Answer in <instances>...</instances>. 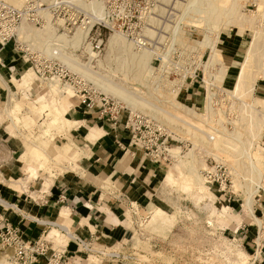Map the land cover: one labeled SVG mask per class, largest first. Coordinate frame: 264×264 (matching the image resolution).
<instances>
[{"label":"crops","instance_id":"1","mask_svg":"<svg viewBox=\"0 0 264 264\" xmlns=\"http://www.w3.org/2000/svg\"><path fill=\"white\" fill-rule=\"evenodd\" d=\"M244 44L239 33H224L217 42L215 51L227 70L224 82L236 77L233 71L240 67V59L246 51ZM31 71L13 42L0 44V199L14 208L4 209L5 217L20 230L25 240L34 242L50 236L48 242L52 249L76 257L80 264L123 263H91L65 233L59 231L60 235H55L52 229L58 231L59 226H64L85 242L106 249L155 248L149 241L141 240L143 234L136 220L159 208V189L165 176L163 163L152 162L142 150L134 147L121 121L113 127L97 113L84 111L74 98L66 102L65 96H59L58 102H53L59 106L58 111L51 110L54 113L49 117L50 123L57 114L63 120L44 133L42 124L48 110H40L35 101L45 108V102L50 103L51 98L36 94V79L31 83ZM253 93L256 98L264 99V78L257 80ZM186 94L188 105L194 108L202 105L201 85L187 86ZM16 104L18 109H15ZM4 105L11 117L1 109ZM15 118L18 122L43 120L29 145L23 141V135H27L24 129L11 126L16 125ZM32 147L39 154L42 152L41 156ZM60 195L66 198L64 203L58 202ZM131 209L136 215H132ZM253 209L258 215L264 213V199L256 198ZM241 225L244 223L240 221L229 232L244 236L239 229ZM133 242L137 247L132 246ZM240 244L238 247L248 256L251 249H246V240Z\"/></svg>","mask_w":264,"mask_h":264},{"label":"rangeland","instance_id":"2","mask_svg":"<svg viewBox=\"0 0 264 264\" xmlns=\"http://www.w3.org/2000/svg\"><path fill=\"white\" fill-rule=\"evenodd\" d=\"M14 1H17V3L19 4L18 6L20 7L25 0L24 1L14 0ZM7 2L14 6V4L10 3L9 1ZM47 2H50V0H47ZM206 4L207 3L205 0H198V2L195 5H194V0H174V8L177 11L175 17L176 21L173 22L174 24L166 25L164 27L165 33L167 35H171L169 47H171V45L178 47L183 54L187 55L186 58L189 59V57H191L193 59V60L191 59L193 64L197 60L204 63L208 59V54H209L208 50H205L204 47L200 46L199 44L200 41H202L203 38L205 37L206 28H202L203 26H201L198 23V21L201 18L203 19V13L199 14V11L206 9L205 8ZM239 4H240L239 8L240 7L242 8L240 10L242 12L243 17L246 18L248 16L247 19L249 20L251 19L254 22V24L258 26L257 28L261 29L264 38V6H262L259 9V5L255 3V0H239ZM89 8L91 12H94L95 10L97 11L99 8L102 9L98 4H92L91 6H89ZM92 9L95 10L92 11ZM93 15L96 16L97 14L93 13ZM254 20L256 21V23ZM175 27H177L176 30H174ZM31 28L37 30L32 26ZM55 28H56L55 29L56 35H60L64 33V31L58 30L57 27ZM73 32L74 31L68 33L69 36H71ZM224 33L241 34V36L244 38L245 41L244 44L245 48H247L253 36L252 30L244 31L242 29L233 28L230 27L229 25H226L221 30V36L219 38V41L222 40ZM111 34H114V32H108V31L104 32V45L102 47V52L97 57V59H94L91 62L89 61L88 54L84 53V49L73 50V48L71 47L69 48L67 46H64L63 43H59L60 45H58L57 48H59L60 50L62 48V51L64 50L63 52L64 54H66V57H68L70 60L76 63V64L71 63L72 66L76 67L77 65H79L77 66V68L82 69V71H84L85 69L88 70L87 72L90 74L91 79L85 77L84 79L88 81L91 85L97 87L92 81L93 80L92 78L95 79L96 77L101 81H105V82L109 81L113 85L126 89L130 92L137 93L136 91H139L140 93L137 94V97L144 98L151 104L152 107L150 108L151 110L145 109L144 111H141L140 108H136L135 110H137L138 113H146L156 117L159 121L155 119L154 120L164 125L172 136V140L169 145L170 150L174 149L171 151L172 158L169 163H163V166L165 167L164 168L165 176H163L164 180L161 183V187L159 189L160 192L159 196L161 199V203L159 205L160 209L156 208L153 210L154 213L152 215L142 216L141 219L136 220V226L139 229V232L143 234V236H140L141 240L149 241L150 244L155 245V248L140 247L138 249H140L141 251L134 250V251H130L129 253H135L136 256L137 255L142 256L143 260H146L148 264H208L205 260L206 253L210 250H214L222 254L225 262L224 264H238V262L242 260L244 261L245 264V262H247V256L244 255L245 252L243 251V249L238 247L241 241L230 242L229 238L230 239L233 238V233H230L229 229L233 230L234 228H236L237 224H239L240 221L244 224L252 223V225H254L255 222L251 217H249L247 211L245 210V206H246L245 196L242 190L236 189L235 184L233 183V177L231 176V182H230L231 191L233 193L231 198L218 194L215 188L213 187L210 188L206 184L204 185V181H202V184L207 188V191L210 192L209 193L210 196L199 199L201 195H199L193 180L186 176V170H183L178 174L176 172L177 169H175L176 167L175 165L179 163L178 161L179 159L186 160L188 159L189 153H193L196 162L195 167H197L200 175H201V171L204 170L206 166H210L211 163L217 161L224 163L228 167L229 172L231 173L232 170L231 166H233L234 164L233 162L235 160L233 158H230L224 153H219L218 151H216L214 146L215 143L218 142V140L216 142L210 141V143H208L207 137L212 136L214 138V136H216L215 130L221 131L222 126H224L226 130L229 132L233 131L234 126L231 124V121L235 119L237 120L238 112L235 111V109L237 110L236 107L231 108V106L234 103L237 104V102L233 101V99H229L225 94V92L221 93V91L225 89L231 90L236 77L235 78L233 77L232 80H228V81L226 80V82H224L225 81L224 78L221 86L215 89L216 103L213 105V112L215 113V116L214 118H212V123L211 122L206 123L204 120H201L200 118H193L191 115H187L185 110L183 109V106H181V103H183L185 107L193 110L199 115H204L205 113L204 111L205 109L204 105H206L205 84L204 82L202 83L203 73H202V68L200 66L196 68L197 69L196 73L198 74V78L196 79V81H198L199 85H201L202 87V95H203L202 105L199 108H194L187 104V101L189 100L186 94L187 86L184 85L180 88V85L186 75V72L184 73V75H182L181 80L179 79V76L176 74L169 75L170 74L169 72V74L167 75L171 64L169 63V61L166 59L165 56L163 57V61H161L160 66L158 62H154L152 64L153 66L149 71L150 77L147 78V80L144 83H139L137 81L132 80L131 71H128L127 73L128 77H126L123 70L121 71V69L117 65V60L118 57L120 58V60L118 61H122L121 59L124 60L125 55L121 54L120 52H117L115 54L116 60L112 61L111 63L110 61L109 62L104 61V57L107 55L106 44ZM150 34H152V32H150ZM25 36H28L27 38L32 41L31 43L34 44L33 46L34 49L43 52L40 43L44 41H41L40 38L38 37V39L40 40L39 43L38 40L36 41L35 38H33L34 35L32 36L25 35ZM19 37H23L24 39H27L24 37V35H19ZM121 37L124 38L123 36ZM125 40L128 43H131L127 39ZM27 43L31 45V43L29 42ZM85 46H88L87 42H85ZM132 46L133 48H135L134 45ZM218 49H220V47ZM141 51H145L149 53L152 56V58H154L153 51L146 49H141ZM71 56H73V58H71ZM242 58H243V54L240 61L242 60ZM98 59L102 60L101 65H99L96 62V60ZM186 63L188 62L187 61L185 62L184 59V61L181 62V65H187ZM70 68H71L70 70L76 74L81 73L78 72L77 70H74L72 67ZM213 71L217 72V68H213ZM235 71L237 73L238 71L237 70L233 71V73L235 74L234 76H237ZM31 73H32L31 83H33L34 79H36L34 81V88L36 89V94H38L39 97H42L40 95H45V97L49 98V100L51 98L50 103L45 102V99L43 100V102L47 104L45 108H41L40 103L37 102V100L35 101V103L38 104L40 110L42 111L48 110V113L46 114V119L42 124V126H44L43 132L46 133L53 126L51 125L49 118L51 117V113H54L51 112V110L56 109L55 111H58L57 107L59 106V103L54 105L53 102L54 101L58 102L59 96H65L63 97V100L68 102V99H71V97L73 96V92L71 94L68 93L66 91L67 90L66 87L68 86L66 85L63 86L62 84L59 83L58 86L61 89V93L59 95L53 96L49 92V88H48V82L51 80H47V81L40 80L39 77L35 76L33 71H31ZM163 73H164V78H163L164 82H162V79L160 80V77L161 75H163ZM171 82L175 83L174 85L176 87H173L174 86L173 84L172 85L168 84ZM188 83L189 82H187V84ZM29 89L30 88H27V90ZM173 89L177 90L175 98L172 95V93H170V91ZM253 96L257 97L254 93ZM110 97L117 99L114 96H110ZM32 98H34L33 94H32ZM4 106H2L1 109H3ZM32 107L33 108L35 107L34 109L37 108L35 105H32ZM18 108L19 105L16 104L15 109ZM15 119H16L15 120L16 125L15 123H13V125L11 126L13 127L16 126L20 130L23 129L26 130V132H24L23 130V133L27 134L26 136L23 135V141L25 142L26 145H29V142L34 140L33 138L34 134H36L38 130L41 129L39 123H41L43 120L39 122L37 121L18 122L19 119L18 118ZM23 123L26 126H24ZM237 129L239 131H242L241 129H239V127ZM219 135L221 134L217 133V139H219L218 138ZM253 144L255 148H258L261 152L264 153V129L261 139L258 141L257 140L253 141ZM33 147L35 146L33 145ZM33 147L32 149L34 150V152L41 156L42 152L39 154ZM221 147L223 148V145L220 146V148ZM0 151H1V147H0ZM215 156L218 157L219 159H217ZM47 161L48 160L46 159L45 162ZM197 161L199 163H197ZM202 163L204 167L200 165ZM243 168L244 167L242 165L238 168L239 173L244 172ZM240 181H242V179H240ZM258 197H260L262 200L264 199V189H261L258 195L254 197V201ZM223 206L225 207L226 212L230 215V218L226 217L222 213ZM253 212L255 216L258 215L257 213H255L254 209ZM254 230L255 227L251 226L250 231L253 233ZM248 243L249 246L248 245L245 246L246 249L248 248L250 249L251 243L250 242ZM132 246L137 247L135 246L134 242L132 243ZM237 256L239 257L237 258ZM2 258L5 257L0 252V260ZM215 264H222V263L216 262Z\"/></svg>","mask_w":264,"mask_h":264},{"label":"built area","instance_id":"3","mask_svg":"<svg viewBox=\"0 0 264 264\" xmlns=\"http://www.w3.org/2000/svg\"><path fill=\"white\" fill-rule=\"evenodd\" d=\"M92 4L100 5L103 18L93 15L89 8ZM176 13L174 0H51L49 3L43 0H25L20 7H14L7 1L0 0V44L4 46L13 42L36 77L43 81L55 79L63 86H68L84 111L97 113L113 127L121 121L133 145L142 149L152 162L169 163L172 158L169 152L172 136L164 125L147 115L130 110L124 103L100 92L59 61L57 57L59 51H54L52 56H46L30 44L18 41V29L22 23L38 29L52 24L58 30L67 33L79 29L87 32V45L96 56L102 52L104 32H117L131 42L136 49L153 51L152 64L158 62L160 66L165 56L171 64L167 75L169 72V75L176 74L181 80L186 72L181 88L184 85L189 86L199 82L196 81L197 69L194 70L193 76L191 75L194 67L192 58H186L187 55L176 46L169 47L171 35L165 33L164 27L174 24ZM184 59L188 62L187 65H181ZM201 176L204 184L215 188L218 194L232 197L231 175L224 163L220 161L211 163L201 171ZM65 201L66 198L60 195L58 202ZM4 211L0 208V252L8 264H80L76 257L64 251L52 249L46 238L47 235L34 242L25 240L20 230L5 217ZM131 212L132 215H136L134 209H131ZM256 216L259 224L241 225L239 229L243 231L244 236L234 232L233 238H229L230 242L245 239L248 246V242L251 243V252L247 256L248 264H264V213ZM251 226L255 227L253 233L250 231ZM62 232L66 234L64 230ZM75 237L78 242L73 243L78 251L91 259V263L107 261L148 264L147 261L127 259L120 255L107 256L108 253L125 249L97 247L93 243ZM205 260L208 264L225 263L222 254L214 250L206 253Z\"/></svg>","mask_w":264,"mask_h":264},{"label":"bare ground","instance_id":"4","mask_svg":"<svg viewBox=\"0 0 264 264\" xmlns=\"http://www.w3.org/2000/svg\"><path fill=\"white\" fill-rule=\"evenodd\" d=\"M7 1L14 4V6L19 7L17 1L14 0H7ZM43 1L47 2V0H43ZM205 1L207 3L205 7L206 9L199 11V14L203 13V19L200 16L201 19L198 21V23L201 26H203L202 28H206V32H205V37L203 38V40L201 39L202 41H200L199 44L200 46L204 47L205 50H208L209 54H208V59L204 63L197 60L194 63L195 65L192 69L193 70L192 76H193L194 70H196L198 66L202 68L203 82L205 84V99H206V103H205L206 105H204L205 113L204 115H199L193 110L185 107L183 103H181V106H183V109L185 110L187 115H191L193 118H200L201 120H204L206 123H210V122L212 123V118H214L215 116V113L213 112V105L216 103L215 89L221 86L227 71L221 62L220 54H218L215 51L217 42L221 36V30L226 25H229L230 27L233 28H239L244 31L252 30L253 36L246 48L233 87L231 90H227V89L223 90V92H225V94L229 99H233V101L237 102V104L234 103L231 106V108L236 107L237 110L235 109V111L238 112L237 120L235 119L236 121L235 120L231 121V124L234 126L233 131L229 132L226 130L224 126H222L221 131L215 130L216 134L215 133L214 134L216 136L213 135L214 138L208 135H207L208 137L207 136L206 137L208 139V143H210V141L216 142L218 140V142H216L217 145L214 142L215 150L218 151L219 153H224L230 158H233L235 160L233 162L234 163L233 166H231L232 170L230 175L233 177V183L235 184L236 189L243 191L246 200L245 210L247 211V214L249 215V217L253 219L255 224H259V220L257 219V216H255L253 212V202H254V197L258 195L261 189H264V174H263L264 153L261 152L258 148L254 147L253 141L260 140L263 134L264 99H259L254 97L253 92L257 80L264 78L263 33L261 29L257 28L258 26L255 25L251 19L250 20L247 19L248 16L247 17L245 16L246 18L243 17L242 12L240 10L242 8L241 7L239 8L240 5L239 0H205ZM197 2L198 0H194V5ZM255 3L259 5V9L262 6H264V0H255ZM94 10L95 9H92V11ZM95 11L92 13L97 14L96 16L100 19L103 18L102 9L99 8L96 12ZM36 29L37 30L31 28L29 24L22 23L18 29V39L20 38L24 39L23 37H19V35H24L25 38L28 37L25 35H29V36L34 35L33 38H35L36 41L38 40L39 43L40 40L44 41L40 43L41 45L40 44L39 45L42 46L43 53L46 56H52L54 51L56 52L59 51L57 53V57L59 61L61 60L62 63L65 66H67L69 69H71L70 67H72L74 70L81 72L83 75L81 73L78 74H80L82 78L85 77L91 79L90 74L87 72L88 70L85 69L84 71H82V69L77 68V66L79 65H77L76 67L72 66L71 63H75V62L70 60L68 57H66V54H64L63 52L64 50L62 51V48L61 50L57 48V46L60 45L59 43H63L64 46H67L69 48L71 47L73 48V50L84 49V53L88 54L90 62L94 59H97L98 56H96L91 52L89 46H85L87 32L78 29L75 30L71 34V36H69V34L65 32L60 35H56V31H55L56 28L52 24H48L44 28H41L40 30L38 28ZM176 29L177 27H175L174 30ZM120 35L117 32H114V34L110 35L106 44L107 55L104 57V61L107 62L110 61L111 63L112 61L116 60L115 54L117 52H120L121 54L125 55L124 60L121 59L122 61H118L120 60L119 57L117 60V65L119 66L121 71L122 70L124 71L126 77H128L127 75L128 71H131L132 80L137 81L139 83H144L147 80V78L150 77L149 71L153 66L152 65L153 58L149 53L133 48L132 44L128 43L125 40L126 38L124 37L125 38L124 39L121 37L122 35L121 36ZM38 37L40 38V40L38 39ZM31 46L33 47L34 44L31 43ZM71 58H73V56H71ZM96 62L99 65L102 64L101 59L96 60ZM213 68H217V72H214ZM163 78H164V73L160 77V80L162 79V82H164ZM92 79H93L92 80L93 83L97 86L95 87L93 85L96 89L98 90L101 89L100 92H102L105 95L110 94L108 96L116 97L117 100L119 99V101L124 103L126 107L129 108L130 110L136 112H137V110H135L136 108H140L141 111H144L145 109L151 110L150 108L152 106L147 100H145L144 98L137 97V94L140 93L139 91H136L137 93L130 92L126 89L113 85L109 81L106 82L101 81L96 77L95 79L94 78ZM58 84L59 82L55 79H52L51 81L48 82L50 92L53 96L59 95L61 93V89L59 88ZM168 84L174 85L175 83L171 82ZM66 89L65 90L68 93L70 94L72 93L70 88L66 87ZM170 93H172V95L175 98L177 90L173 89L170 91ZM11 95L12 94H10L9 96ZM72 98H74V96H72L71 99ZM3 109H5L7 115L11 117L10 114L11 112L9 111L7 105H5ZM141 114L147 115L155 120H158L156 117L152 115L146 113H141ZM62 120L63 119L61 115L57 114L52 117L51 124L57 125ZM238 127L242 131H239L237 129ZM217 133L221 134L218 136L219 139H217ZM219 145L220 146L223 145V148L222 147L220 148ZM171 151L172 149L169 152L171 153ZM216 158L219 159L218 157ZM178 161L179 163L175 165L176 166L175 169H177L176 172L179 174L181 171L186 170V176L193 180L199 195H201L199 199L210 196L209 195L210 192H208L207 188L204 186L205 184L204 185L202 184L203 178L201 177L197 167H195L196 162L193 153H189L188 159L186 160L179 159ZM197 163L199 162L197 161ZM200 165L204 167L203 163ZM241 165L244 167L243 173H239L238 171V168ZM240 179H242V181H240ZM0 208L6 210L11 208L14 209L13 206L7 204L1 199H0ZM153 213L154 211H152L150 215H152ZM222 213L226 217L230 218V215L226 212L224 206L222 208ZM52 230L55 232V235H60L59 231L64 230L67 234L66 236L72 242H78V239L72 234V232L69 231L64 226H59L58 231L54 229ZM55 235H53L52 237H54ZM46 238L47 240H49L48 236ZM114 255H120L127 259L140 260L142 262H146V260H143L142 256H138V255L136 256L135 254L127 253L125 250H121V251L117 250L116 252L107 254V256H114ZM0 264H8V263L5 258H2L0 260ZM238 264H244V261L242 260L238 262ZM245 264L248 263L245 262Z\"/></svg>","mask_w":264,"mask_h":264}]
</instances>
